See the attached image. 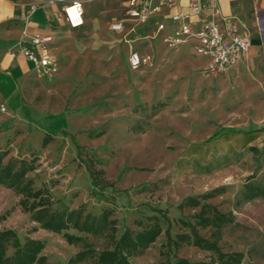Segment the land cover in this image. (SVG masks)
I'll use <instances>...</instances> for the list:
<instances>
[{"label": "rangeland", "instance_id": "rangeland-1", "mask_svg": "<svg viewBox=\"0 0 264 264\" xmlns=\"http://www.w3.org/2000/svg\"><path fill=\"white\" fill-rule=\"evenodd\" d=\"M125 1L92 0L80 29L60 25L58 72L50 78L36 74L19 113L9 116L0 106V151L9 152L5 163L36 159L37 169L28 176L36 188L50 190L55 208L83 207L93 215L111 210L118 236L149 228L156 217L166 230L165 214L194 222L199 208L178 206L187 197L224 188L209 201L231 214L232 222L222 229V251L242 253L240 264H264V198L241 200L247 183L264 187V42L254 44L246 62L212 78L203 76L204 61L189 49L170 50L162 42H155L152 66L132 70L128 58L131 51L140 52L134 47L140 42L130 47L125 33L110 28L124 17ZM47 134L53 141L43 148ZM90 165L114 186H94ZM19 200L0 187V230H15L21 242L41 240L49 264H70L81 246L41 229ZM181 232L174 224L171 235ZM71 233L100 248L93 236ZM200 234L210 236L209 230ZM166 242L162 234L130 262L174 260L175 250ZM176 253L192 263L219 264L191 245Z\"/></svg>", "mask_w": 264, "mask_h": 264}, {"label": "trees", "instance_id": "trees-1", "mask_svg": "<svg viewBox=\"0 0 264 264\" xmlns=\"http://www.w3.org/2000/svg\"><path fill=\"white\" fill-rule=\"evenodd\" d=\"M53 141V137L47 134L42 141V147H47ZM8 151H0V187L12 190L19 198V206L24 213L31 216V220L41 229L63 237L69 245L81 246V250L70 264L80 263L92 258L93 264H132L131 257L143 254L156 240L165 234L167 242L165 247L169 251L175 250L174 260H167L159 264H211L192 263L177 255V250L183 245H191L200 250L210 252L213 262L219 264H240L243 260L242 253L227 254L222 251L220 241L222 229L232 222L231 214L222 213L216 205L209 203L216 198L224 188H215L212 191L196 196L187 197L179 206V210L185 208H199L194 215V222L183 219L171 220L166 214L163 216L166 230L163 229L159 219L149 228L141 231L126 229L121 235H117V220L112 218L113 212L105 210L100 215L87 213L83 207L70 209L55 208L56 201L47 188H36L29 174L37 169V160L10 159L5 163ZM94 186L101 188L113 187L114 183L105 176L103 170L87 167ZM264 198V187L247 183L241 200L251 202ZM174 224L179 225L181 233L171 235ZM91 235L99 241L100 248L94 249L95 243L88 242L87 238L72 234L71 231ZM200 230H209L210 236L203 237ZM45 244L38 239L27 238L21 242L18 234L13 229L0 230V264H49L47 258L42 255ZM12 250V254L9 251Z\"/></svg>", "mask_w": 264, "mask_h": 264}, {"label": "crops", "instance_id": "crops-1", "mask_svg": "<svg viewBox=\"0 0 264 264\" xmlns=\"http://www.w3.org/2000/svg\"><path fill=\"white\" fill-rule=\"evenodd\" d=\"M72 1L75 0H66L59 8H55L54 5L40 8L30 19L26 20L27 8L24 0H0V106H5L7 115L13 116L20 112L27 88L35 84L34 79L37 72L34 64L19 52L21 45H30V37L35 34L50 35L54 38L51 54L58 63L57 43L62 35L59 27L64 25L69 28L64 18L63 7ZM129 1L126 0L124 3V13L129 6ZM161 1L164 0H152L155 5ZM173 1V4L161 6L160 11L153 15L147 25H135L134 22L126 20L124 14V17L116 18L111 23L112 25L122 22L123 30L113 31L110 25L111 31L125 33V41L130 47L140 42L139 46H134L135 49H141V53L152 52L156 57L155 42H162L167 48L166 38L172 37L180 28L179 23L172 21V16L176 13L191 12L190 0ZM88 3L84 5L85 16ZM215 9L218 12L216 20L222 30L226 27H233L239 32L247 33L251 40L250 49L254 48L255 43L256 47L262 45L264 42V0H216ZM210 20H212L210 14L193 16L191 24L197 30L202 23ZM161 24L164 25V29L159 30L158 27ZM24 31H26V36ZM182 48H187L192 53L191 42L176 50ZM250 49L237 66L225 74L246 62L249 59Z\"/></svg>", "mask_w": 264, "mask_h": 264}, {"label": "built area", "instance_id": "built-area-1", "mask_svg": "<svg viewBox=\"0 0 264 264\" xmlns=\"http://www.w3.org/2000/svg\"><path fill=\"white\" fill-rule=\"evenodd\" d=\"M91 1L75 0L63 7L64 18L70 29H77L84 25V5ZM215 1L190 0L191 12L176 13L172 16V21L179 23L180 28L172 37L165 40L166 46L170 50H176L191 42L193 55L205 61L202 70L205 78H212L229 72L247 55L251 44L247 33L239 32L233 27H226L224 30L220 28V24L216 20L218 12L215 9ZM50 3L52 2L26 4V20L30 19L38 9ZM173 3V0H164L155 5L152 0H130L125 11V19L134 22L135 25L144 26L149 23L153 15L160 11L161 6ZM207 14L211 15L212 20L202 23L195 30L191 24V18ZM111 28L113 31H122L123 23H113ZM158 29H164V25H159ZM24 35H27L26 31H24ZM53 42L54 38L50 35L35 34L30 37V45H21L19 50L28 61L34 64L36 72L47 78L58 72V63L51 54ZM154 60L155 56L152 52L131 51L128 63L132 70H138L142 67L152 66ZM1 110L5 112V106H2Z\"/></svg>", "mask_w": 264, "mask_h": 264}]
</instances>
